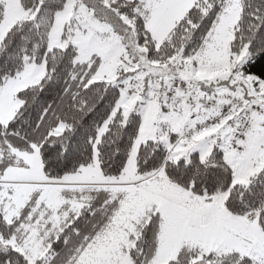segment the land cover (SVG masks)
Returning a JSON list of instances; mask_svg holds the SVG:
<instances>
[{"label": "snow or ice", "instance_id": "6c2138e0", "mask_svg": "<svg viewBox=\"0 0 264 264\" xmlns=\"http://www.w3.org/2000/svg\"><path fill=\"white\" fill-rule=\"evenodd\" d=\"M0 264H264V0H0Z\"/></svg>", "mask_w": 264, "mask_h": 264}]
</instances>
